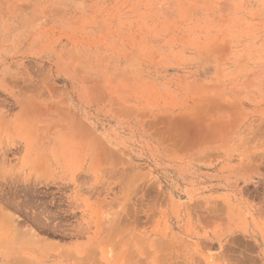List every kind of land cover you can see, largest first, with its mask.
<instances>
[{"label": "rangeland", "instance_id": "rangeland-1", "mask_svg": "<svg viewBox=\"0 0 264 264\" xmlns=\"http://www.w3.org/2000/svg\"><path fill=\"white\" fill-rule=\"evenodd\" d=\"M259 67L264 0H0V264H179L143 186L222 184Z\"/></svg>", "mask_w": 264, "mask_h": 264}, {"label": "bare ground", "instance_id": "bare-ground-1", "mask_svg": "<svg viewBox=\"0 0 264 264\" xmlns=\"http://www.w3.org/2000/svg\"><path fill=\"white\" fill-rule=\"evenodd\" d=\"M242 86H243L244 92L247 93V96L245 97L246 100L253 102L252 105L254 106V108H253V111L251 113L244 111L243 115L241 116V124H240L241 134L240 133L239 134H240V139H241L240 144L242 147V150H241L242 152H241L240 160L237 161L236 163H234L233 166L230 167L231 168L229 170L230 172H228V174H226L223 178H221V180L223 181L222 184L213 187L210 194H207L204 197H201V196L198 197L197 195H195V191L197 192V188L192 189V188L186 187L182 190V194L184 197L188 198L187 200L193 199L194 202L198 201L197 204L195 203L196 207L199 206L198 208H200V205L204 203V205H205L204 213L201 212L200 215L202 213L204 215L206 213V215L204 217H202V215H201V218H203V220L204 219L206 220V222L208 223V228H210V227L213 228V229L205 230V232L202 234L197 233V232H192V234L190 233V235L192 236V239H193V242L192 241L191 242H192V244L194 243L193 246L205 244V246H210V248L215 249L214 252L211 251L208 255L204 256L203 262H201L202 260L199 259V256H197L198 258L195 257V260H197V259L200 260L201 263L199 262V264H225V263H227L229 261L228 259H230V258H228V259L226 258V256L229 255V254L227 255L228 247H230V245H232L231 247L233 248L234 243H237V245H238L241 242L240 243L241 246H242V243L243 244L246 243V245L250 246L251 245L250 242L251 243L254 242L258 246H260L262 249H264V70L263 69L260 70V67H259V71L255 72L252 78H246L245 77ZM251 91H253V93H251ZM239 94H241V92H239ZM239 94H238V96H239ZM235 97H237V96H235ZM237 98H239V97H237ZM242 98H243V96H242ZM245 105H246V103H245ZM231 109H232V107L230 108V110ZM229 118H230V116H229ZM229 165H231V164H229ZM234 175L236 176V179H239V176H240L241 177L240 179H242L245 183H249V182L257 183V182H259L261 184L259 186L255 185L256 186L255 188L252 187V188H254V190H248L246 187V189L248 191L244 192L242 190L243 188L238 189V187L232 182ZM240 182H242V181H240ZM146 184L147 183H145L144 184L145 186H143V191H146L147 195L153 194L154 197H156L158 199H163V202H165V199H164L165 195H167L168 198L169 197L173 198L176 195L175 194L176 190L170 188V186L167 185L166 179L161 180V182H159L158 184L157 183L152 184V186H150L148 184L146 185ZM162 186H164V190H163ZM207 188H208V186H207ZM221 189L223 190V193H222V195H218V192ZM180 194H181V192H180ZM244 196H249V198L252 196L257 201L256 202H249V201L245 200V204H244L243 203L244 200H242ZM163 202H161V203H163ZM168 202H169V200H168ZM204 205H201V206H204ZM195 206L193 207L194 209H195ZM197 210L201 211V209H197ZM239 219H243V222L241 221V223H239V224L236 223V225L233 224V222H237ZM198 220L203 221L202 219H200V216H199ZM204 222L205 221H203V223ZM237 231L242 232L243 237H245V238L247 237L250 240H248V239L246 241L241 240L242 239L241 234L238 236L234 235V233L236 234ZM233 235L236 237L230 238V236H233ZM239 236H241V237H239ZM160 238L164 239V237H162V236H160L159 239ZM202 238H204V239H202ZM187 240H189V239H187ZM166 241H169V240H166ZM161 243H160V245H162ZM172 244H173V241H172ZM174 244H175V242H174ZM253 246L255 247L256 245H253ZM185 247H186V243H185ZM164 249L165 248H163V250ZM166 249H168V248H166ZM169 249H171V248H169ZM207 249H209V248L207 247ZM217 249H218V251H217ZM246 249H248V248L246 247ZM250 249H252V248L250 247ZM255 250L253 249L254 252L253 251L252 252L250 251V252L255 253ZM184 252H186V251H184ZM230 253H232V252H230ZM245 253H247V252H245ZM160 254H162V253L160 252ZM237 254L238 253H236V255ZM232 255L233 254H230V257ZM253 255L254 254H252V256ZM175 256H176V254H175ZM221 256L225 257L228 261L225 262V260H226L225 258H223V260H221L222 259ZM236 257H238L239 260L243 259L242 257H239V254ZM236 257L234 258V256H233L234 259H237ZM245 257L246 256H244V259H245ZM173 258H175V257L173 256ZM257 258H258V256H257ZM249 259H250V257H249ZM260 259H259V261L256 260V262L262 261ZM199 260H197L196 262L198 263ZM185 261H187V260H185ZM235 261L236 260H234L233 262H235ZM22 262H23V260H22ZM24 262H26V261H24ZM239 262H237V263H239ZM245 262H247V261L243 260V263H245ZM182 263H179V264H182ZM237 263H233V264H237ZM24 264H27V263H24ZM107 264H116V263L110 262ZM228 264H230V262ZM241 264H242V262H241ZM245 264H247V263H245ZM258 264H260V263H258ZM262 264H264V263H262Z\"/></svg>", "mask_w": 264, "mask_h": 264}, {"label": "crops", "instance_id": "crops-1", "mask_svg": "<svg viewBox=\"0 0 264 264\" xmlns=\"http://www.w3.org/2000/svg\"><path fill=\"white\" fill-rule=\"evenodd\" d=\"M164 180V179H163ZM182 190L183 189H181L180 190V192H182ZM181 196V195H180ZM182 197H179V196H177V195H175V197H173V198H168V200L169 201H171L173 204H175V203H177V204H179L180 206L182 205V207H180V210L179 211H168L167 213H166V217H165V219L168 221V229H169V232H171V235H172V238H173V243L175 242V250H177V251H175V253H176V256H175V259H179V261H180V263H182V264H199V262H200V260H202L201 262H203V259L202 258H200L199 257V259H197L198 257V254L197 253H199V252H206L205 254L206 255H208L211 251L212 252H214L215 251V249H212V248H210V246H205V244H200V245H196V246H193L194 245V243L192 244V236L190 235V233H188V231H189V229L191 228V230H193V229H198V230H203L204 229V227H203V222H198L197 220L199 219V218H197V214H195V213H193V212H189V211H187V209H188V207H187V202H190L189 200H187V199H184V198H182ZM252 200H251V199ZM249 198V196H244L243 197V199L242 200H244L243 201V203L245 204V200L246 201H249V202H256L257 200L254 198V197H250ZM184 199V200H183ZM187 200V201H186ZM248 202V203H249ZM170 203V202H169ZM185 204H186V206H185ZM194 215V216H193ZM196 219H195V218ZM200 219H201V217H200ZM239 221V222H238ZM237 222H233V224H235L236 225V223H241V221L243 222V219H239ZM203 223V224H202ZM231 224V223H230ZM242 235V237L241 236H239V237H241L240 239L241 240H250L249 238H245V237H243V233L242 232H236V234L234 233V235H236V236H238V235ZM230 236V238H232V237H236V236ZM182 237V238H181ZM238 237V238H239ZM244 238V239H243ZM178 239V240H177ZM187 239H189V240H187ZM183 243H182V242ZM192 241V242H191ZM238 241V240H237ZM242 241V242H243ZM179 243V244H178ZM185 243H186V247H185ZM241 243V242H240ZM238 244L237 245V243H234L233 245V248L231 247L232 245H230V247H228V250H227V255L229 256H226V258L228 259V258H230V259H226L225 257H223V256H221L222 257V259L221 260H223V258H225L224 260H225V262H227V263H225V264H228L229 262H230V264H233V263H237V262H239L240 260H239V258L238 257H236L238 254H239V257H242L243 259L239 262L240 264H241V262H242V264H245V263H247V264H253L254 262V264H258V263H260V264H262V263H264V249H262L260 246H258L257 244H255L254 242H250V246L249 245H246V243H242V246H241V244ZM178 244V245H177ZM184 245V246H183ZM192 245V246H191ZM204 247H202V246ZM229 245V244H228ZM253 245H256L255 247L253 246ZM201 246V247H200ZM206 247V248H205ZM207 247L209 248V249H207ZM246 247L249 249H246ZM250 247L252 248V249H250ZM177 248V249H176ZM230 248V249H229ZM237 248V249H236ZM258 248V249H257ZM180 251H179V250ZM201 249V250H200ZM205 249V250H204ZM236 249V250H235ZM241 249V250H240ZM243 249V250H242ZM253 249L255 250V253H251L252 251H253ZM199 250V251H198ZM238 250V251H237ZM184 251H186V252H184ZM198 251V252H197ZM217 251H218V249H217ZM236 251V252H235ZM251 251V252H250ZM181 252V253H180ZM230 252H232V253H230ZM234 252V253H233ZM242 254H241V253ZM245 252H247V253H245ZM249 252V253H248ZM254 252V251H253ZM236 253H238L237 255H236ZM251 253V254H250ZM230 254H233L231 257H230ZM241 254V255H240ZM247 254V255H246ZM249 254V255H248ZM252 254H254L253 256H252ZM181 255V256H180ZM183 255V256H182ZM236 255V256H235ZM246 256L245 257V259H244V256ZM258 256V258H257V256ZM186 256V257H185ZM233 256H234V258L236 257L237 259H234L233 258ZM248 256V257H247ZM195 257H197L196 259L197 260H199L198 261V263L196 262L197 260H195ZM249 257H250V259H249ZM255 257V258H254ZM261 259H260V258ZM253 258V259H252ZM187 260V261H185V260ZM247 259V260H246ZM259 259L260 260H262V261H260V262H256V260L257 261H259ZM234 260H236L235 262H233ZM243 260L244 261H247V262H245V263H243ZM182 261V262H181ZM192 262V263H191ZM200 262V263H201ZM252 262V263H251ZM239 263H237V264H239Z\"/></svg>", "mask_w": 264, "mask_h": 264}]
</instances>
